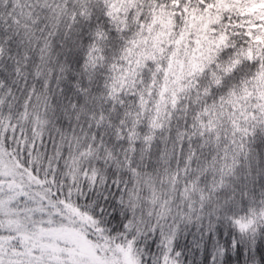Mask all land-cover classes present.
<instances>
[{
	"label": "snow or ice",
	"instance_id": "obj_1",
	"mask_svg": "<svg viewBox=\"0 0 264 264\" xmlns=\"http://www.w3.org/2000/svg\"><path fill=\"white\" fill-rule=\"evenodd\" d=\"M0 264H264V0H0Z\"/></svg>",
	"mask_w": 264,
	"mask_h": 264
}]
</instances>
